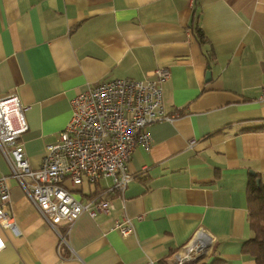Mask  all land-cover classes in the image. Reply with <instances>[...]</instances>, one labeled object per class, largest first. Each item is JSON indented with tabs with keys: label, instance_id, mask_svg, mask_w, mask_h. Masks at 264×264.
Returning a JSON list of instances; mask_svg holds the SVG:
<instances>
[{
	"label": "crops",
	"instance_id": "obj_1",
	"mask_svg": "<svg viewBox=\"0 0 264 264\" xmlns=\"http://www.w3.org/2000/svg\"><path fill=\"white\" fill-rule=\"evenodd\" d=\"M159 67L170 70L163 109L176 116L147 127L150 144L135 145L123 193L105 192L108 178H84L86 191L83 179L64 181L80 201L110 199L111 213L79 214L61 242L9 177L19 234L4 233L0 264H176L197 233L210 243L188 264H256L244 243L254 235L249 179L264 184V0H0V97L24 108L17 142L32 167L76 94ZM123 217L127 237L112 229Z\"/></svg>",
	"mask_w": 264,
	"mask_h": 264
},
{
	"label": "built area",
	"instance_id": "obj_2",
	"mask_svg": "<svg viewBox=\"0 0 264 264\" xmlns=\"http://www.w3.org/2000/svg\"><path fill=\"white\" fill-rule=\"evenodd\" d=\"M151 75L145 79L102 80L76 94L70 101L68 122L46 146L37 167L29 164L22 144L17 142L28 127L23 106L14 94L0 97V157L8 168V174L0 169V253L5 248L4 233L19 234L10 213L9 177L16 180L61 242L79 214L86 212L93 217L111 213L114 206L110 199L97 194L80 201L64 181L79 185L83 178L90 182L108 178L111 183L105 192L123 193L132 178L128 163L135 145L148 148L150 144L147 127L176 116L165 113L162 104V83L170 76L169 68H156ZM258 100L264 103V86ZM112 229L127 237L133 232V224L123 217L114 220ZM193 240L176 255V264H188L209 245L203 239Z\"/></svg>",
	"mask_w": 264,
	"mask_h": 264
},
{
	"label": "trees",
	"instance_id": "obj_3",
	"mask_svg": "<svg viewBox=\"0 0 264 264\" xmlns=\"http://www.w3.org/2000/svg\"><path fill=\"white\" fill-rule=\"evenodd\" d=\"M193 30L202 38L199 26H194ZM247 205L254 235L244 243L245 249L254 256L256 264H264V184L261 181L257 184L256 177H250L248 182Z\"/></svg>",
	"mask_w": 264,
	"mask_h": 264
},
{
	"label": "rangeland",
	"instance_id": "obj_4",
	"mask_svg": "<svg viewBox=\"0 0 264 264\" xmlns=\"http://www.w3.org/2000/svg\"><path fill=\"white\" fill-rule=\"evenodd\" d=\"M3 171V170H2ZM4 173L5 174H8V172L6 171V170H4ZM83 182H84V188H83V190L82 191H86V185L88 184L87 182L88 181H86V179H84L83 178ZM102 183L104 182V180H102L101 181ZM90 185H92V183L90 184ZM25 195V194H24ZM25 197H26V195H25ZM27 198V197H26ZM28 199V198H27ZM29 200V199H28ZM30 202V201H29ZM31 203V202H30ZM197 239H203V240H205L207 243H210V239H209V237H207V239H205V238H203V237H200L199 236V233H197L196 235H195V238H194V240H197ZM193 240V241H194Z\"/></svg>",
	"mask_w": 264,
	"mask_h": 264
},
{
	"label": "water",
	"instance_id": "obj_5",
	"mask_svg": "<svg viewBox=\"0 0 264 264\" xmlns=\"http://www.w3.org/2000/svg\"><path fill=\"white\" fill-rule=\"evenodd\" d=\"M206 76H207V78L210 77V76H209V71H207ZM250 173H251L252 175H254L253 172H250ZM259 181H260V179H259V178H256V183H257V184L259 183Z\"/></svg>",
	"mask_w": 264,
	"mask_h": 264
}]
</instances>
